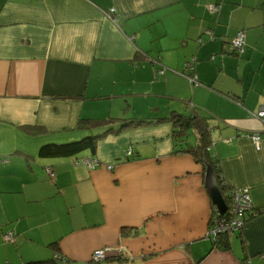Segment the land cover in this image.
<instances>
[{"label": "crops", "instance_id": "1", "mask_svg": "<svg viewBox=\"0 0 264 264\" xmlns=\"http://www.w3.org/2000/svg\"><path fill=\"white\" fill-rule=\"evenodd\" d=\"M262 103L264 0H0V264L96 249L106 264L264 263ZM175 111L207 118L223 179L263 211L227 249L208 241L207 169L175 151L199 136L174 138ZM91 135L94 150L40 155Z\"/></svg>", "mask_w": 264, "mask_h": 264}, {"label": "trees", "instance_id": "2", "mask_svg": "<svg viewBox=\"0 0 264 264\" xmlns=\"http://www.w3.org/2000/svg\"><path fill=\"white\" fill-rule=\"evenodd\" d=\"M234 51H236L234 49ZM184 73L187 75L189 78V75L184 71ZM62 98H69L68 96L62 95L60 96ZM170 119L173 122L174 126V138L179 140H182L184 136L187 135L188 129H194L197 131L199 139L198 143L194 146L188 145L186 147H180L179 149H176V153L181 152V153H189L191 154L194 159L198 162L204 165L205 170L208 168H212L216 177H218L219 182H220V188L222 190V194L225 198L226 202V210L225 213H223L225 216L229 214V209H230V197H231V191L233 187L226 182L222 175H221V165L220 161L218 160L217 156L215 153L211 150V144H212V139L210 135V128H209V123L207 121V118L198 115L193 112L190 114H183L179 112H173L170 115ZM146 120L140 119L136 121H129L127 122L124 126H130L133 124H138L139 122H145ZM92 124V123H91ZM101 121H94L93 125H100ZM109 130V129H108ZM107 130V131H108ZM98 136L97 135H91L86 138H83L81 140L72 142V143H66V144H48L45 145L41 148L40 150V155L42 156H69L73 154H77L83 150H86L88 148L94 150L96 146V140ZM6 161L4 158L0 157V162ZM50 169L47 167V170ZM51 170V169H50ZM53 173V171H51ZM49 173V172H48ZM50 174V173H49ZM54 175V173H53ZM213 209V214H217V209L215 205L213 204L212 206ZM261 211L260 213H262ZM250 213V215H248ZM259 212H247L244 216L245 222L249 219L250 217L257 216L260 214ZM214 219L212 218V221ZM214 222L211 227V230H213ZM210 230V231H211ZM242 229L234 231L232 234L228 233H219L216 236L208 231V238L212 240L214 243V246H219L220 248L227 249L230 247V242L229 238L231 235H234L235 233L242 234ZM242 243L244 244L243 241V236H242ZM94 253V252H93ZM93 255V254H92ZM121 257V255L119 256ZM62 257H58L56 254L51 258V259H37V260H31L29 262H26L24 264H60L61 263ZM106 259V258H105ZM93 261V258H92ZM5 264H12V263H5ZM63 264V263H61ZM70 264V261L68 262Z\"/></svg>", "mask_w": 264, "mask_h": 264}, {"label": "built area", "instance_id": "3", "mask_svg": "<svg viewBox=\"0 0 264 264\" xmlns=\"http://www.w3.org/2000/svg\"><path fill=\"white\" fill-rule=\"evenodd\" d=\"M209 9L213 12H216L219 10V6L210 5ZM244 43H245V32L240 31L234 37L232 45L235 50L242 51ZM194 70L195 68L192 60L187 64L186 73L189 75V79H191L192 81H197L198 77L195 74ZM255 116H257L264 123V103L260 105ZM260 138H261L260 133H257L256 135L253 136L254 143L256 146H258ZM83 161L87 166L91 168H95L100 164L99 160L94 157L84 158ZM112 167L113 166L111 164L108 165V168H112ZM48 172L51 175H53L50 169H48ZM215 207L217 209V214L216 213L213 214L214 220L212 221V225L214 222V226H213V230L210 231V234L213 233L215 236L219 233L232 234L234 231L242 229V227L245 224V220H244L245 214L250 210H252L253 208V199L250 193V188L244 185V186H237L232 189L231 197H230V209H229L230 211L228 215L225 216L216 205ZM9 237H11V234L6 235L7 239H9ZM122 250H123L122 248L119 249V254L122 253ZM105 255L106 254L104 249H97L93 253V260L101 261L106 258ZM61 263L68 264V261L61 259Z\"/></svg>", "mask_w": 264, "mask_h": 264}, {"label": "water", "instance_id": "4", "mask_svg": "<svg viewBox=\"0 0 264 264\" xmlns=\"http://www.w3.org/2000/svg\"><path fill=\"white\" fill-rule=\"evenodd\" d=\"M216 176L212 168L206 170V187L210 193L214 205H216L222 213H225L226 202L222 194V190L217 184Z\"/></svg>", "mask_w": 264, "mask_h": 264}, {"label": "rangeland", "instance_id": "5", "mask_svg": "<svg viewBox=\"0 0 264 264\" xmlns=\"http://www.w3.org/2000/svg\"><path fill=\"white\" fill-rule=\"evenodd\" d=\"M102 163H100L98 166H100ZM108 163H107V165H106V167L108 168ZM113 168V167H112ZM112 168H108V169H112ZM243 186V185H242ZM249 187V186H248ZM251 193V192H250ZM252 211V210H251ZM254 213V212H253ZM255 214V213H254ZM212 218H213V215H212ZM231 236H234V235H231ZM208 241H210V243H212V240L210 239V240H208ZM119 249V248H118ZM118 249L117 250H113V251H108L109 253H112L113 254V256H120V254H119V251H118ZM97 250V249H96ZM106 256V255H105ZM262 259H264L263 257H262ZM101 261H103V262H101V263H98V262H100V261H97V262H95V261H91V262H88V263H86V264H106V262H105V260H101ZM260 264H264L263 262H262V260H261V262H260Z\"/></svg>", "mask_w": 264, "mask_h": 264}, {"label": "bare ground", "instance_id": "6", "mask_svg": "<svg viewBox=\"0 0 264 264\" xmlns=\"http://www.w3.org/2000/svg\"><path fill=\"white\" fill-rule=\"evenodd\" d=\"M103 260H106V259H103ZM93 261H95V260H93ZM95 262H97V261H95Z\"/></svg>", "mask_w": 264, "mask_h": 264}]
</instances>
